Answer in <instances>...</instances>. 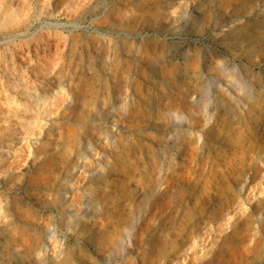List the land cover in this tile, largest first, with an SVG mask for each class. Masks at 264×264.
I'll return each mask as SVG.
<instances>
[{
    "label": "rangeland",
    "instance_id": "374dc122",
    "mask_svg": "<svg viewBox=\"0 0 264 264\" xmlns=\"http://www.w3.org/2000/svg\"><path fill=\"white\" fill-rule=\"evenodd\" d=\"M55 1L57 9H62L63 4V8L68 5L67 0ZM78 1L80 7H76L82 8L80 10L83 12L73 18V22L80 27L73 32H66L70 39L71 51L68 50V54L77 53L80 57H92L94 62H99L102 51L104 53V50H108L106 47L115 42L117 48L112 52V61L116 67L127 69L125 73L120 72L124 76H121V79L125 82L121 86V93L124 96H133L129 102L131 105L127 108L126 120L122 121L118 114L115 118L118 123L113 120V123L108 124L104 118L92 122L89 126L90 139L85 137L82 130L75 132L77 140L94 143V151L87 153L84 168L76 174V182L71 184L73 191L68 192L67 203H61L58 197L59 191L63 190L61 187L68 171L61 167L58 160L45 167L46 158L39 147L50 139L51 142L60 143V133L52 132L48 125L54 129H58L60 125V118L70 102L65 90L60 91L62 94L57 97L55 107L52 106L53 114H50L49 123L45 124L43 121L42 126L40 125L43 128L37 127L39 130L36 128L37 132L35 130V133L25 135L26 138L23 135L19 143H5L9 144V156L0 164V202H3V206H0V231L11 219L18 229L23 226L21 230L29 232L32 242L28 244L30 247L27 245V248L17 253L15 235L0 234V264L30 262L44 245V259L36 264H199L202 261L201 264H264V95L260 92L264 89V29L255 34L249 43L240 42L228 51L227 58L233 71L230 72V77L224 80V87L203 92L195 81L204 76L206 62L203 61V56L208 45L213 42L209 32L212 26H221L230 19H236L232 17L236 12L246 14L248 18L264 14V0H247L243 6L239 3H234V6L225 5L223 0L216 4L222 12L219 17L214 18L207 14L209 8L205 11L198 8L197 0L183 2L184 6L187 3L185 12L177 6L180 1L173 0L170 3L172 9L170 5H166L167 7L163 6L165 10H159L160 21L175 33L167 41L163 40V35L157 36L147 27L151 24L150 20H153L152 14L155 13V9H152L159 7L162 0H147L143 6L134 5L133 0H81L82 3ZM29 5L32 11L40 9L37 0H29ZM135 7L138 10L141 8L138 11ZM93 8L95 9L91 11ZM144 8L151 11L146 12ZM115 11H118L117 14ZM127 11L132 18L130 30L139 29L138 32L141 33L137 37L139 41L134 48V54L132 53L134 60L126 59L123 53L126 39L110 34L112 20ZM142 11L146 13L143 15ZM54 20L62 24L72 21H67L61 15L56 16ZM245 20L243 18L235 24L239 25ZM182 42H190L194 48L193 57L187 64L188 72L194 77V81L179 78L169 65L159 70V77L155 80L151 62L162 51ZM4 55L1 49L0 77L2 66L5 64ZM127 74L128 77H125ZM83 75L85 78L90 77L86 72ZM154 80L155 83L152 84ZM1 82L2 80V140L14 127V118L12 113L8 117L4 113L5 110L8 113L9 105L13 103ZM96 82L98 81H91L89 86L92 89L89 87L88 90L93 93L98 91L96 94L103 106L107 107L117 100V93L110 87V82L107 84L108 88L102 82ZM101 85L102 87H99ZM193 91L195 94L202 92L205 102L196 105L189 99H183V95L187 93L190 96ZM150 96L158 97L159 104L163 107L175 108L191 119L173 125L169 130L152 128V121L149 120L150 109L146 105ZM6 104L9 107H6ZM206 113L212 116L209 122L205 119ZM117 124H124L125 127L120 128ZM107 126L116 137V149L100 138L101 128ZM164 138H171V148L158 147L157 143ZM143 146L150 152L143 153ZM57 150L54 153L56 157H73L71 149L67 151L68 155L63 150ZM101 155L107 157V174L96 176ZM9 171L12 176L4 180V174ZM242 183L246 184L245 189L239 187ZM87 187L99 188L95 201L100 208L98 212L75 224L68 217L69 213L64 210L69 206L74 210L72 215L83 216L79 210L83 203L82 192ZM5 204L8 208L4 207ZM49 228L54 231L50 239L46 233ZM96 244L100 246L98 251L92 247Z\"/></svg>",
    "mask_w": 264,
    "mask_h": 264
},
{
    "label": "bare ground",
    "instance_id": "6f19581e",
    "mask_svg": "<svg viewBox=\"0 0 264 264\" xmlns=\"http://www.w3.org/2000/svg\"><path fill=\"white\" fill-rule=\"evenodd\" d=\"M54 1L55 0H37L40 9L38 11H32L33 9H31V7L29 5V0H0V48L5 53L4 58H3V60L5 59V64L3 66L1 65L3 67V70H2V75L0 78L2 80L1 83H3L6 91L9 94V96H8L9 100L11 101V103L14 104V105L12 104L13 106L9 105L10 109L8 110V113H6L7 110L4 109L6 111L4 113L6 114L7 117L10 115V113H12V116L14 118V121L12 120L14 127L12 125L13 128H12L11 132L9 134H7L8 136L6 135L7 136L6 138L4 137L2 140L0 139L1 140V142H0V144H1L0 145V164L2 163L3 160L7 159L9 156L8 149H7V147H9L8 146L9 144L5 145V143H7V142L8 143L12 142V144L13 143H19L20 142L19 140H21L20 138L23 135L25 137V135L35 133L34 131L36 130L37 127H39L41 124H43V121L46 122L45 124L49 123L50 122L49 117H51L50 114L51 115L53 114V113H51L52 112V106L55 105L54 103H56L55 101H56V99H58L57 97L59 96V94H62V93H60V91L65 90L66 91L65 94L66 93L68 94V96L70 98V102L66 105L65 112L63 111L64 113L60 118V125L58 126V129H54L53 127L51 128V126L48 125L49 130L52 129V132H55V133L58 132V134L60 133V136H61V140L59 138L60 143L51 142V139H50V140L46 141L43 145L40 144L41 146H39V147H40V150L44 152V155L46 158L45 167L48 166L49 163H51L52 161L58 160V163L61 165V167H63V169H65V171L66 170L68 171L65 174L66 177L64 179L65 182L62 184L63 187H61V188H63V190L59 191L60 195L58 197V199L61 201V203H65V202L67 203L68 192L73 191V185H71V184H72V182L75 181L76 174L78 172H80L82 168H84V160L86 159L87 153L90 154L94 151V146H93L94 143H92V142L86 143L85 141L77 140L75 137V132H77V130H80V131L82 130L84 132L85 137L87 139H90V137H88V135L90 133V129H91L89 126L92 122L101 121L104 118V120L108 124L113 123V120L115 121V123H118L115 120V118L118 117V114L120 115L119 118L122 119V121H123L126 118L127 108L131 105L129 102L132 99L131 98L132 95L131 94L130 95L125 94L126 96H124V94L121 93V89H122L121 86L125 82L123 83V80L121 79L122 74L120 72L125 73L127 71V69H126V67L125 68H123V67L118 68L113 64L112 52L117 48L116 47L117 44H114L115 42L113 44H111L112 43L111 42L110 45L107 47L104 44V46L108 50H104V53L102 51L103 49L101 50L102 53L101 54L99 53L100 55L98 58L99 62H94L92 57L91 58L87 57V56L80 57L81 55L78 56L77 53H74L72 55L68 54V50L70 48V39H69V36L66 34V32H73L75 29H77V27H80L75 22H73V18H75V16H77V14H80L83 11L80 10L82 8L79 9L78 7H76V6H79L77 4L78 0H67L66 1V2H68L67 7L63 8V5H64L63 4L61 6L62 9H60V8L57 9L54 5V4H56V1H55V3H54ZM80 1L81 0H79L78 2L82 3ZM146 1L147 0H133L132 3L134 5L137 4L138 6H143V3H146ZM153 1H155V0H153ZM178 1H180V3H178L179 5H177V6H179L180 10L182 9L183 12L187 11L185 8V6H187V3L184 6L183 2H186L188 0H177V2ZM221 1H223V0H197L198 8H200L203 11H205L206 8H209V11H207V14H209V16L211 18H214V16L219 17L222 10H218L217 5ZM171 2H173V0H162V1H160V4L157 3V4H159V7L153 8V9L151 8L152 10L155 9V13L152 14L153 20H150L151 24L150 25L148 24L149 26L147 25V27H149V30H152L154 33H156L157 36L163 35L164 41H167L170 38V36L171 35L173 36L175 33H174V30H170L166 24H164L160 21L159 10L161 11L163 9V6H166V5L169 6ZM246 2H247V0H225L224 4L225 5H233L234 3H239L240 5L243 6V5H245ZM106 4H108V3H106ZM85 6H86V4H85ZM222 6H224L223 3H222ZM116 7L118 8L117 5H116ZM140 8H139V10H140ZM94 9L95 8H93L91 11H93ZM124 9H125V6H124ZM166 9H168V8H166ZM170 9H172L171 5H170ZM109 10H110V8H109ZM129 10H130V8H129ZM135 10H138V9H136V7H135ZM147 10H148L147 8H146V10L144 8V11L148 12L149 10L148 11ZM163 10H165V9H163ZM128 11L123 12L120 15V17L118 16L119 18L114 16L118 12V11L117 12L115 11L116 13L113 15V17L114 18L116 17V18H115V20H112V22H111V25H112L111 29L112 30H111L110 34H112L113 36L116 35L118 38H125L126 39V43L123 45V47H124L123 53L125 54L126 59L134 60L135 59V56L133 55L134 54L133 52L135 51L134 48H135V46H137V41H139V39L137 37L141 33L138 32L139 29L137 31L136 30H130V27H131L130 23L132 21V18H131L130 13H129L131 10L129 12ZM144 11H142L143 15L146 13V12L144 13ZM100 12H103V11H100ZM175 12H177V11H175ZM175 12H173V14ZM113 13H114V10H113ZM113 13H111V14H113ZM236 13H234L232 15V17H236V19H234V18L230 19V21L228 23H226V24L224 23L221 26L220 25L219 26L218 25L212 26L211 30H209V32L212 34V39L211 38L210 39L213 42L210 44V46L208 45L207 50L205 51V54L203 56V61L206 62V64H205L206 68H204L205 72L203 70L204 76L199 77L195 80L196 83H199V85H200L199 88L204 90L203 92H205V91L209 92L213 88L224 87V85H225V84L223 85V83L225 82L224 80H226L228 77H230L229 74H231L230 72L233 71L230 67V64H229L230 62L227 58L228 53H229L228 51L231 50V48L237 46V44L240 42H248L249 43L250 40L254 38L253 36L255 34L257 35V33L259 31L264 29V14L259 15L257 17L255 15L254 18H248V16L246 14H239V13L236 14ZM57 14L63 16V18L67 19V21H69V20H72V21L64 23V24L59 23V22H55L54 18L56 16L58 17ZM89 15H91V14H89ZM94 15H95V13H94ZM110 17H112V16H110ZM161 17H163V16H161ZM80 18H81V16H80ZM83 18H84V16H83ZM105 18H107V17H105ZM243 18L246 19L245 22L243 21V23H241L239 25L235 24L236 21H240ZM139 19H140V17H139ZM50 20H51V22H49ZM91 20H92V18H91ZM81 21L82 20H80V22ZM165 21H167V20H165ZM99 23H101V20L99 21ZM141 23H144V22H141ZM96 24L98 25V23H96ZM83 25H85V24H83ZM141 28L142 27H140V29ZM103 29H105V28H103ZM107 30H109V29H107ZM145 30H147V29H145ZM141 32H143V31H141ZM99 36H98V38H99ZM104 37H106V36L104 35ZM209 37H210V35H209ZM105 39L108 40L107 37ZM105 39H104V42H105ZM111 39H112V37H111ZM115 40H116V38H115ZM109 41H111V40H109ZM120 44H122V43L120 42ZM138 44H139V42H138ZM100 45H101V43H100ZM139 46H140V44H139ZM1 49H0V51H1ZM162 49H165V48H162ZM193 49L194 48L192 47L190 42H182V43H177L176 45L170 46L167 51L164 50V52L163 51L161 52V50H160L161 54L159 53L157 55L156 59L154 58L155 60L151 62V67L153 69L152 72L154 75V79L155 80L158 79L157 77H159L158 73H159L160 69L169 65L170 68L172 67L174 69L175 73L177 74V76H179V78L181 77L183 80H186V81L192 80L194 77L188 72L187 64L191 60V58L193 57L192 56L194 54ZM199 50H201V49H199ZM69 51H71V50H69ZM79 52H81V51H79ZM90 52H91V49H90ZM91 53H93V52H91ZM198 53L200 54V51ZM81 54H82V52H81ZM114 54H116V53H114ZM245 54H243V56ZM120 55H122V54H120ZM93 58H94V56H93ZM193 60H195V59H193ZM199 60H200V58H199ZM200 61H202V60H200ZM2 63H4V62H2ZM97 63H99V64H97ZM130 64H131V62H130ZM130 64L128 66H130ZM124 65H126V64H124ZM133 65L134 64H132V70L134 67ZM122 66H123V64H122ZM1 69L2 68H0V70ZM85 72L88 75H90L89 78L84 77L83 74ZM160 73H161V71H160ZM128 75L129 74H127V76L125 75V77H128ZM122 77H124V76H122ZM171 77L172 76H170V78ZM94 80L98 81L96 83L102 82V84L106 85V87H107V84L110 82V84H111L110 87L116 91L117 100L113 101L109 106H107L108 108L103 106L102 102L99 101V97L96 94L98 91L96 93L94 92L95 94L93 92L89 91L90 90L89 85H90L91 81H94ZM155 80L152 81V84L155 83ZM193 81H194V79H193ZM240 81H242V79ZM243 83H244V81H243ZM94 85H95V83H94ZM242 85H244V84H242ZM164 86H165V84H164ZM195 86H196V84H195ZM0 87H1V85H0ZM99 87H102V85ZM181 87H182V85H181ZM90 88L92 89V87H90ZM93 88L95 89V86ZM103 88H104V86H103ZM103 88H101V89H103ZM106 89H105V92H106ZM110 89L108 91H110ZM191 90H193V89L191 88ZM89 92H91V93H89ZM127 92L129 93L128 90H127ZM166 92H167V90H166ZM260 92H261V94L264 95V89H261ZM92 94H94V95L92 96ZM167 94L168 93H166V95ZM170 94H171V92H170ZM198 94H195L193 91V94L189 96L186 93V95H183V99H189L194 104L199 105V104L205 102V99L202 96V94H203L202 92L198 93ZM108 95H109V93H108ZM114 95H113V98H114ZM163 95L166 97L165 94H163ZM155 96H157V95H155ZM168 96H169V94H168ZM157 98H155L154 96H150V100H147L149 102H148V104H146L147 107L150 109L149 110L150 111L149 112V114H150L149 120L152 121V125H151L152 128L158 129L160 131L161 130H169L173 125H176L178 123H182L185 121H189V119H191L190 116L185 115L184 113H182L181 111H179L177 109L175 110V108L170 109V108H167L166 106H165L166 108L163 107V105L159 104V100H158L159 98L158 99ZM166 98H168V97H166ZM104 99L105 98L103 96V101H104ZM114 100H115V98H114ZM110 101H112V100H110ZM206 102H207V100H206ZM93 105H94V107H93ZM7 106L8 105L6 104V107ZM11 107H12V109H11ZM161 107H163V108H161ZM171 107L173 108L172 105H171ZM161 111H162V113H161ZM198 111H199V109H198ZM229 118H231V117H229ZM205 119L207 122H209V120L212 119L211 114L206 113ZM3 120H4V118H3ZM117 125H119L118 127H120V128L125 127L124 124H117ZM6 128L7 127L5 126V129ZM41 128H43V127H41ZM108 128H109V126L101 128L100 138H102L103 140L108 142L111 147L116 149L118 146L116 137L114 136V134L112 132L109 131ZM117 129H119V128H117ZM37 130H39V129L37 128ZM37 130H36V132H37ZM121 130H123V129H121ZM171 130H173V129H171ZM92 131L95 132V130H92ZM46 132H47V130H46ZM167 134H169V133H167ZM47 137L49 138L50 136L48 135ZM27 138H29V137L27 136ZM43 139H45V138H43ZM96 143H97V141H96ZM157 145L159 148L167 149L169 147L170 148L172 147L173 141L171 140V138H164V140H160L157 143ZM83 147H85V149ZM81 148H82V150H81ZM57 149L63 150L64 152H66V154H67V151L71 149L72 150L71 152H73V155H72L73 157L72 158H69L68 156L56 157V155L54 153L58 151ZM83 149L85 150V152H83ZM142 151L145 154L150 152L146 146L142 147ZM143 153H141V154H143ZM100 160H101V162L98 165V170L96 169L97 171L95 173H96V176H105V174H107V165H108V163L106 162L107 157L102 156ZM46 170H47V168H46ZM60 170H62V169L60 168ZM11 174L12 173L10 171L5 173L3 179L8 180L12 176ZM84 175H86V174H84ZM47 178H48V176H47ZM239 187L241 189H245L247 186H246V184L242 183L239 185ZM98 190H99L98 187L92 188V189L87 187L82 192L83 203L81 205L79 212H81L82 214H80V215H83L84 217L79 216V215L74 216V214L72 215V213H74V210L70 209L69 206L67 208H65L64 212L69 213L68 217L70 218L71 221H74L75 224H79L81 222V220L82 221L84 220L85 217H89V216H91V214L98 212L100 207H98L96 205V201H95L96 200L95 199L96 194H97ZM38 191H39V189H38ZM1 200H2V198H1ZM0 206H3L2 201L0 202ZM4 207L8 208L7 204H5ZM15 209H18V208H15ZM15 212L17 213V211H15ZM19 212H21V211H19ZM0 217H1V214H0ZM26 220H27V218H26ZM8 221H9V223L3 227V229L0 231V234H4V235L13 234V235H15L14 243L16 244V246H15L16 252L19 253L24 248H27V245L31 241L30 240L31 235L29 234V232L27 230H21L23 228V226L21 229H18L15 226L13 220L9 219ZM2 223H3V221H2ZM27 226H29V225H27ZM46 233H47L48 238L52 237L54 235V231L51 230V228L47 229ZM44 246H42L41 251H39L38 253H36L33 256L32 261L28 262L26 260L27 262H21V264L40 263L42 261V259H44V256L42 255V252L45 250ZM29 247H28V249H29ZM92 247L95 251H98L100 249V246L97 244L93 245ZM191 247H192V245H191ZM45 252L46 251H44V253ZM21 256L22 255H20V257ZM201 263L199 262V264H201Z\"/></svg>",
    "mask_w": 264,
    "mask_h": 264
}]
</instances>
